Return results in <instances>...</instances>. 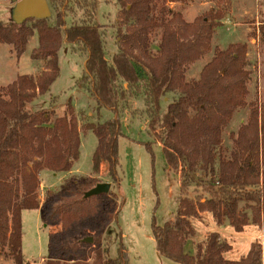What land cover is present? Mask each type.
I'll list each match as a JSON object with an SVG mask.
<instances>
[{
  "label": "trees",
  "instance_id": "16d2710c",
  "mask_svg": "<svg viewBox=\"0 0 264 264\" xmlns=\"http://www.w3.org/2000/svg\"><path fill=\"white\" fill-rule=\"evenodd\" d=\"M47 1L55 13L54 26H49L48 19L0 24V45L10 46L17 58L36 32L37 53L48 60L39 77L19 76L0 88V256L23 264L21 212L41 209L44 226L59 228L49 233L45 264H67L68 259L71 264H88L82 260L83 240L88 235L93 239L92 264H128L121 243L117 256H108L109 237L105 235L124 201H113V193L83 198L98 182L70 181L56 192L47 191L43 203L39 202V174L69 173L79 157L80 130L70 100L64 115L52 123V110L28 109L58 76L57 53L63 37L66 44L80 46L86 55L82 77L75 85L87 83L96 109L114 114L102 124L81 127L97 139L92 173L98 174L106 163L110 180L119 185L118 109L128 97H142L150 133L162 147L167 170L178 176L172 219L162 226L154 220L151 223L157 256L171 264H262L259 244L251 245L241 260H226L224 254L231 246L218 233H210L204 243L197 244L194 254L185 253L187 242L195 236L190 219L204 213H209L217 226L226 222L235 233L250 224L264 230V110L260 115L257 109L250 111L249 123L234 138L229 159L217 157L222 129L237 109L246 106V45L217 51L198 81H184L186 67L209 52L224 11L210 10L188 24L180 13L167 8L166 2L186 5L189 0H116L117 19L126 29L118 32L117 52L108 61L101 27L95 22L97 0ZM262 29L264 33V25ZM157 31L159 41L153 52L152 37ZM178 90L182 95L161 114L163 96ZM245 130L251 137L246 138ZM145 147L150 151L149 144ZM197 170L203 177L196 178ZM241 202L247 204L250 218L239 210Z\"/></svg>",
  "mask_w": 264,
  "mask_h": 264
},
{
  "label": "rangeland",
  "instance_id": "374dc122",
  "mask_svg": "<svg viewBox=\"0 0 264 264\" xmlns=\"http://www.w3.org/2000/svg\"><path fill=\"white\" fill-rule=\"evenodd\" d=\"M191 1L186 5L166 2V7L180 13L183 21L188 24H192L195 19L204 16L211 10L210 7L215 8L213 11L223 10L224 18L221 21V26L214 31L209 52L196 62L188 65L184 70L185 82L198 81L203 68L214 58L217 51H225L230 45L234 44H244L247 47L246 66L244 68V71L248 74L246 106L237 109L228 124L222 129V143L220 148L217 149V157L229 159L230 153L235 148L234 138L236 139L238 131L241 128H246L249 123L250 111L257 109L260 115L264 110V33L262 31L264 0H241L234 6V9L231 0H211L212 3L208 5L207 3L210 0ZM16 2L17 0H0V24L7 26L13 22L11 12ZM97 4L95 22L101 27L105 57L110 61L113 54L117 52L118 32L123 33L126 26H123L117 19L119 8L116 5V0H97ZM48 6L51 12L48 24L54 26L55 13L49 3ZM203 6L206 9L208 8V11H203L195 16L198 11L203 9ZM231 9H233V14ZM69 23L70 21H68ZM158 41L159 31L152 37L151 48L153 52L157 49ZM36 42L37 35L34 32L27 42L24 53L18 58L10 46L0 45V88L11 84L19 76L29 75L37 78L45 71L48 60L39 57ZM32 56L37 57L33 59ZM57 56L59 71L56 80L45 95L36 96L28 109L30 111L52 110L54 114L50 119L52 123L55 118L64 115L66 104L70 100L80 130L79 157L73 164L72 170L69 173H63L65 177L62 180H59L60 177H53L52 175H50L51 177H43V172L48 171L39 174L40 188L38 196L40 204L43 203L47 191L56 192L70 181L89 180L93 184L97 182L109 183L111 185L109 193L114 194L111 199L117 203L121 199L124 201L116 222L111 223L105 231V235L109 237L110 258L114 259L117 256V247L121 243L127 250L129 264H171L170 261L159 258L156 254L151 223L154 220L156 225L162 226L172 219L179 193L178 176L167 170L162 147L155 142L150 133L149 119L144 113L143 98L128 97L127 101L122 102L118 109L121 137L118 139L120 182L117 186L107 174L106 163L104 164L105 168L98 174L94 175L92 173V155L97 145V139L91 131L84 132L81 129L89 123L102 124L114 118V114L104 108L96 109L95 102L86 90L88 88L87 83L82 85L84 86L83 89L82 86L75 85L82 77L83 64L86 58L85 52L81 50L80 46L70 47L62 37V44ZM181 95L182 93L179 90L175 93L165 94L160 101V113L163 114L168 104ZM257 124L260 125V120L257 121ZM244 133L246 138L251 137L249 130H245ZM145 144L150 145V151L146 149ZM195 176L196 178L203 177L202 171L197 170ZM239 210L246 212L249 218L251 217L246 203L241 202ZM25 214L31 215L32 213L27 212ZM206 214V217L190 219L196 231V238L194 236L188 241L187 250L189 254L192 251L194 253L195 246L204 243L210 234L211 228H215L214 224L213 227L210 224L212 220L215 224L216 222L209 213ZM27 220L26 217L25 222ZM249 226L254 227L256 237H259L252 245L259 244L261 246V262L264 264V230L261 226L252 224ZM219 227H223L219 231L220 236L225 239L222 240L233 247L232 252L226 254L227 259L237 261L247 247V239L251 231H247L239 237L233 233L226 222ZM48 229L50 233L59 230L58 227ZM88 236L84 239L89 238ZM191 240L194 241V244L200 242L194 246L193 243H190ZM83 244H85L83 248L85 255L82 260L85 259L88 264H92L94 260L92 244L85 242ZM29 247L33 250V247ZM35 258L34 254H29L27 250L24 259L29 263L23 262V264H31L30 261ZM44 262L46 261L38 263L45 264ZM72 262L71 259H68L65 263L71 264Z\"/></svg>",
  "mask_w": 264,
  "mask_h": 264
},
{
  "label": "crops",
  "instance_id": "0c3cea01",
  "mask_svg": "<svg viewBox=\"0 0 264 264\" xmlns=\"http://www.w3.org/2000/svg\"><path fill=\"white\" fill-rule=\"evenodd\" d=\"M239 1H241V0H231V4L233 6L232 7L233 9H234V6H236V4ZM191 2L192 1L189 0V3H191ZM209 3L211 4L212 1L210 0V2L207 3V5ZM209 9L215 10L214 7H212V8L210 7ZM233 9H231L232 14L234 13ZM206 10L208 11V8L206 9L205 6H203V9L198 11V13L195 16H198L199 14H201L203 11H206ZM36 45L38 46V42H36ZM103 168H105L104 164L101 165V168H100L101 170L100 171H102ZM50 175H52L53 177H60L59 180H62L65 177L63 173L53 174L51 172H43V174H42L43 177L44 176L51 177ZM27 212H30L32 214L31 215L25 214ZM25 215H27L26 216L27 219H28L27 222H25V219H26ZM206 215H207L206 213L204 214V216L202 214L201 217L202 216L206 217ZM213 224L215 225L214 226L215 228H211V231L209 233H218L219 234V231H221V228H223V227L217 226L212 220L210 226L213 227ZM228 227H230V226H228ZM232 231H233V229H232ZM247 231H249V232L251 231L250 232L251 234H250L249 238L247 239L248 240L247 247H246L245 251L243 252L242 256L240 257V259L246 257L247 253L250 250V247H251L252 243H254L256 241V239H259V237L258 238L256 237V232L254 230V227H252V226L245 227L244 230L241 233H235L234 231H233V233L240 237L243 234H245ZM21 232H22V237H21V255H22V258H23V262L29 263V262L25 261V259H24L25 251H27V250L29 251V254H34V256L36 257L35 259H32V261H30L31 263L46 261L48 259V257H49V255H48V240H49V233L50 232H49V229L47 227H45L44 224H43V214H42V210L41 209L24 210V211L21 212ZM29 236H30V238H29ZM219 236H220V234H219ZM195 238H196V231H195ZM221 239H223V238L221 237ZM223 240H225V239H223ZM199 242L200 241L195 242V244H194V241L191 240L190 243H193V245L195 246ZM187 244H188V242H187ZM187 244L185 246V253L189 254L188 253L189 251L187 250L188 249L187 248V246H188ZM29 246H31V248L33 247V250L30 249ZM232 250H233V247L231 246V250L224 254V258L226 260H229V259H227V255L226 254H229L230 252H232ZM194 252H195V249H194ZM191 254H194L193 251L191 252ZM108 256L110 257L109 252H108ZM240 259H238V260H240ZM229 261H231V260H229ZM0 264H13V261L10 258H6V257L1 255L0 256Z\"/></svg>",
  "mask_w": 264,
  "mask_h": 264
},
{
  "label": "water",
  "instance_id": "95a60500",
  "mask_svg": "<svg viewBox=\"0 0 264 264\" xmlns=\"http://www.w3.org/2000/svg\"><path fill=\"white\" fill-rule=\"evenodd\" d=\"M51 16L47 0H17L11 12V18L15 24H21L27 20H46ZM111 185L109 183H98L83 198L106 195L109 193ZM83 242L92 244V238H86Z\"/></svg>",
  "mask_w": 264,
  "mask_h": 264
},
{
  "label": "built area",
  "instance_id": "2783aa9c",
  "mask_svg": "<svg viewBox=\"0 0 264 264\" xmlns=\"http://www.w3.org/2000/svg\"><path fill=\"white\" fill-rule=\"evenodd\" d=\"M31 264H40V263H38V262H33V263H31Z\"/></svg>",
  "mask_w": 264,
  "mask_h": 264
}]
</instances>
